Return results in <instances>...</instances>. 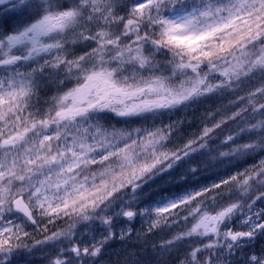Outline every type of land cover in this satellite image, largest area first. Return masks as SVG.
Here are the masks:
<instances>
[{
    "label": "snow or ice",
    "instance_id": "6c2138e0",
    "mask_svg": "<svg viewBox=\"0 0 264 264\" xmlns=\"http://www.w3.org/2000/svg\"><path fill=\"white\" fill-rule=\"evenodd\" d=\"M157 230L264 264V0H0V264Z\"/></svg>",
    "mask_w": 264,
    "mask_h": 264
},
{
    "label": "rangeland",
    "instance_id": "374dc122",
    "mask_svg": "<svg viewBox=\"0 0 264 264\" xmlns=\"http://www.w3.org/2000/svg\"><path fill=\"white\" fill-rule=\"evenodd\" d=\"M196 162L198 163L199 161ZM211 167L212 165L209 164V168L205 169L206 175L200 177L199 180L190 181V183L197 184L217 175V173L211 171ZM177 187L182 186L172 185L171 190L175 191ZM153 188H155V185H153ZM140 229L141 224H137L136 230L139 231ZM165 236L170 238L166 230H157V234L153 235L147 242L143 239L137 240L135 237L126 242L116 240L112 242L111 247L104 252L101 264H160L162 260H168L169 254L162 255L153 247V243L155 242L158 246ZM254 243L256 248L264 245V241ZM46 250V248L37 247L33 249L30 254L24 252L16 258V264H47ZM169 263L171 264L170 261Z\"/></svg>",
    "mask_w": 264,
    "mask_h": 264
},
{
    "label": "trees",
    "instance_id": "16d2710c",
    "mask_svg": "<svg viewBox=\"0 0 264 264\" xmlns=\"http://www.w3.org/2000/svg\"><path fill=\"white\" fill-rule=\"evenodd\" d=\"M170 264V263H169Z\"/></svg>",
    "mask_w": 264,
    "mask_h": 264
}]
</instances>
